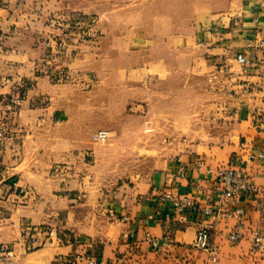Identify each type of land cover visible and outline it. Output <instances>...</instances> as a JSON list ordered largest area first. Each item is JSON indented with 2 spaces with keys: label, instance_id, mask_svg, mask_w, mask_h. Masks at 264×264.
<instances>
[{
  "label": "crops",
  "instance_id": "1",
  "mask_svg": "<svg viewBox=\"0 0 264 264\" xmlns=\"http://www.w3.org/2000/svg\"><path fill=\"white\" fill-rule=\"evenodd\" d=\"M16 3L0 0V33L17 29L20 22L15 19L22 10ZM171 38L169 47L195 51L194 60L201 65L194 74H205L213 81L210 90L216 103L209 106L223 116L226 132H211L193 144L184 140L175 153L156 155L145 175L118 189L110 203L118 218H108L110 223L102 233L95 229L93 240L63 242L54 233H39L38 244L28 249L24 234L30 236L43 223L65 216L87 221L85 214L77 217L73 210L76 201L70 190L75 187L70 179L65 182L51 176L55 163L78 161V172H85L86 163L80 159L86 147L79 136L77 140L71 134L73 124L67 111L56 114L50 106L39 108L25 98L14 118L21 129H16L14 140L7 141L0 163V243L10 244L0 264H55L58 258L76 252L93 255L100 264H208L207 253L192 247L205 225L211 227L219 249L217 264H264V249L253 251L251 242L256 230L264 236V212L253 198H224L218 181L221 169L233 167L264 188V60L260 62L264 59V0H227L196 28ZM142 43L143 50L157 44L145 35ZM6 58L0 53V128L4 130L13 120L8 116V95L16 92L15 83L22 78L6 72ZM154 61L161 68L166 59ZM151 67L150 62L149 73L154 70ZM72 139L77 141L74 147ZM78 177L77 187L84 190L85 176ZM167 193L190 197L200 210L177 209L166 200ZM235 207L243 209L240 217L223 215L215 222L204 212L205 208L226 211ZM125 215L128 220L123 219ZM237 229L244 236L234 243L228 233ZM148 234L158 239L167 236L170 244L158 251Z\"/></svg>",
  "mask_w": 264,
  "mask_h": 264
},
{
  "label": "rangeland",
  "instance_id": "2",
  "mask_svg": "<svg viewBox=\"0 0 264 264\" xmlns=\"http://www.w3.org/2000/svg\"><path fill=\"white\" fill-rule=\"evenodd\" d=\"M226 3L18 0L22 12L15 19L20 22L17 29L0 33V53L7 57L4 69L22 77L15 83L16 92L8 95L13 120L4 126L6 143L21 129L14 118L27 98L56 114L67 111L71 134L86 147L80 159L86 163L85 172H78V161L55 163L51 176L70 179L75 187L70 190L76 201L73 210L77 217L85 214L87 221L59 217L40 225L42 235L54 233L63 242L93 240L95 229L102 233L108 218H116L110 203L118 189L145 175L156 155L175 153L184 140L193 144L211 132H226L223 116L209 106L216 103L210 90L213 81L194 74L201 65L194 60L195 51L167 45L173 35L190 32ZM143 35L159 45L143 50ZM158 57L166 59L164 67L156 66ZM150 62L154 70L149 73ZM100 131L106 137L95 140ZM80 175L85 176L84 190L77 187ZM27 237L24 234L23 240Z\"/></svg>",
  "mask_w": 264,
  "mask_h": 264
},
{
  "label": "built area",
  "instance_id": "3",
  "mask_svg": "<svg viewBox=\"0 0 264 264\" xmlns=\"http://www.w3.org/2000/svg\"><path fill=\"white\" fill-rule=\"evenodd\" d=\"M264 59H261L262 62ZM249 63H253V60H249ZM107 133L100 131L95 135V140H103L106 137ZM9 136L6 134V131L0 128V163L2 162L3 151L5 147L6 140ZM262 154H260L261 156ZM251 158H254L252 156ZM218 181L220 184V191L222 196L227 199H237L242 196L250 197L255 199L257 208L264 212V196L259 197L264 193V188L260 185L255 184L251 176L243 172L240 169L228 167L223 168L219 171ZM166 200L169 201L173 206L180 210H200L199 206L188 196L178 197L174 194L167 193ZM204 212L209 216L214 222L221 218L223 215L230 216H241L243 209L241 207H235L230 210L222 211L221 208L212 209L205 208ZM114 214V213H113ZM116 219L118 218L115 214ZM128 216H123V219L128 220ZM241 227V226H240ZM39 233L40 229L35 230L34 233H31L26 240V247L28 249H33L39 242ZM243 233L239 229L232 230L228 233V238L232 242H238L243 238ZM147 239L150 241L151 246L160 251L170 244L169 237L165 236L160 239L151 237L150 234L147 235ZM252 250L261 251L264 249V236L258 230L252 233ZM194 249H199L207 253V263L208 264H217L219 249L216 243L213 240L211 227L209 225L202 226L197 233L195 241L192 243ZM8 248L6 246H0V262L4 259L5 255L8 253ZM83 261H87L88 264H100V259L93 255L87 253L76 252L70 255H66L58 258L55 261V264H81ZM176 264V263H171Z\"/></svg>",
  "mask_w": 264,
  "mask_h": 264
}]
</instances>
